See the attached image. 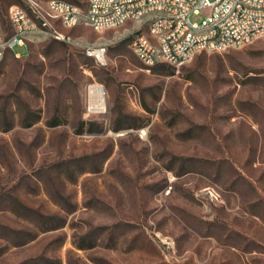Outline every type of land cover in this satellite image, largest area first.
I'll list each match as a JSON object with an SVG mask.
<instances>
[{
	"label": "rangeland",
	"instance_id": "obj_1",
	"mask_svg": "<svg viewBox=\"0 0 264 264\" xmlns=\"http://www.w3.org/2000/svg\"><path fill=\"white\" fill-rule=\"evenodd\" d=\"M135 24L0 61V264H264V36L148 66Z\"/></svg>",
	"mask_w": 264,
	"mask_h": 264
},
{
	"label": "built area",
	"instance_id": "obj_2",
	"mask_svg": "<svg viewBox=\"0 0 264 264\" xmlns=\"http://www.w3.org/2000/svg\"><path fill=\"white\" fill-rule=\"evenodd\" d=\"M193 15H203L200 21ZM9 26L0 17V61L15 45L47 36L82 45L59 27L79 23L103 30L137 22L127 29L131 47L146 65H179L201 51L241 47L264 36V0H88L86 8L67 0H26L8 10ZM146 33H138L144 26ZM98 59L107 43L83 45Z\"/></svg>",
	"mask_w": 264,
	"mask_h": 264
},
{
	"label": "bare ground",
	"instance_id": "obj_3",
	"mask_svg": "<svg viewBox=\"0 0 264 264\" xmlns=\"http://www.w3.org/2000/svg\"><path fill=\"white\" fill-rule=\"evenodd\" d=\"M104 58V55H100ZM106 108L105 91L101 84H91L89 87V109L94 112H104Z\"/></svg>",
	"mask_w": 264,
	"mask_h": 264
}]
</instances>
